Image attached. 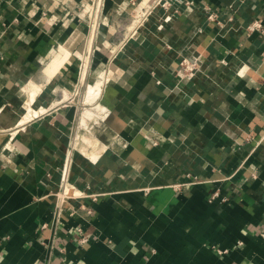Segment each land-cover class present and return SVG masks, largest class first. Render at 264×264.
Segmentation results:
<instances>
[{"label":"crops","instance_id":"1","mask_svg":"<svg viewBox=\"0 0 264 264\" xmlns=\"http://www.w3.org/2000/svg\"><path fill=\"white\" fill-rule=\"evenodd\" d=\"M89 1L0 0V264H264V33L245 27L264 0H106L91 64L113 67L110 141L71 169L97 199L56 222ZM31 82L46 110L19 126Z\"/></svg>","mask_w":264,"mask_h":264},{"label":"built area","instance_id":"2","mask_svg":"<svg viewBox=\"0 0 264 264\" xmlns=\"http://www.w3.org/2000/svg\"><path fill=\"white\" fill-rule=\"evenodd\" d=\"M183 3V0H177ZM194 3V0H184V4L189 6ZM106 0H90L89 1V14L86 18V25H87V36L88 41L91 36H95V40H97L99 36L100 29L103 25V18H104V10H105ZM162 6L164 8H169L172 6V3L170 0H166L162 3ZM232 7V6H231ZM227 10L226 12H221L216 9H213L210 6H204L202 7L204 11L207 14L208 20L216 22L217 24L221 26H225L224 19L222 16L225 15V20L227 21H233L234 20V11L233 9ZM232 12V13H230ZM171 17L168 16L166 19H170ZM246 30L249 32H263L264 33V22L263 20H254L253 22L248 23L246 26ZM94 44V43H93ZM88 47V42H87ZM93 45L89 49L88 47V56L91 61V55L95 53V50H93ZM81 60V58H80ZM82 61V60H81ZM81 66V65H80ZM196 68V64L190 63L188 60H182L179 66V71H177V74L182 79H188L190 80L193 77L194 71ZM154 144H158V142H154ZM70 151L72 148V145H70ZM72 158H73V152L70 155V152L68 153V157L66 159V162L62 168V174H61V181L58 192L55 194L56 202H55V209H54V216L56 222H59L64 215L66 208L72 209L71 214L73 215L75 212V204L76 201H81L86 198H92L94 200L97 199V195L90 194L85 190H82L78 188L74 183L71 181V169H72ZM197 182V181H196ZM79 209H87L88 212H92V210L87 207L84 203H80ZM77 232L80 235L79 241L83 243L88 242V238L83 235V228L79 227L77 228ZM221 254H225L228 252V250H220Z\"/></svg>","mask_w":264,"mask_h":264},{"label":"bare ground","instance_id":"3","mask_svg":"<svg viewBox=\"0 0 264 264\" xmlns=\"http://www.w3.org/2000/svg\"><path fill=\"white\" fill-rule=\"evenodd\" d=\"M94 39H95L94 35L90 37V39L88 41L89 49L92 47V45L94 43ZM84 62H85V66H84L85 73L82 76L83 80L87 76V73H86L87 67L86 66L90 67L91 61H90L89 56L84 57ZM84 62L82 65H84ZM88 70H89V68H88ZM111 70H113V67H112V69H110V71L105 72L102 75H100L94 84H88L87 85L85 102H88V104H91V105L97 104V101H98L100 95L102 94L103 87L106 83L107 77H110ZM40 91H41V87L36 85L35 83H32V82L30 85H28L27 89L24 91L23 94L26 98V103L28 104L29 109H28L26 115H24L23 119L20 121L19 126L25 125L29 120H31L32 118L37 116L40 112H44L46 110V108H42L40 110L33 108V103L35 102ZM95 108L97 111H94V112H93V110L91 111L92 117H90L91 114H88L87 116L89 118L85 117L84 118L85 120L81 124L82 128L85 129L86 131L84 132V134L80 137V139L78 141L74 142V144L72 142V144H71L72 145L71 153L74 151V149L75 150L79 149L80 153L84 157H86L88 160H90L91 162H94V163L98 162L100 160V158L103 156L104 152L106 151V149L108 147V143H107V141H103V140L98 139V136L92 130L89 129V125L94 122L92 120H94L95 118L100 120V121H98V123L99 122L102 123V121L105 120L109 114L107 112V108L104 107L103 105H101L100 103L95 105ZM85 111L87 112V110H85ZM98 111H99V114H98ZM3 135H5V134H2V136ZM1 140H2V138H1ZM130 161L132 164L136 163V161H134L133 158H131Z\"/></svg>","mask_w":264,"mask_h":264},{"label":"rangeland","instance_id":"4","mask_svg":"<svg viewBox=\"0 0 264 264\" xmlns=\"http://www.w3.org/2000/svg\"><path fill=\"white\" fill-rule=\"evenodd\" d=\"M87 42H88V36H87ZM98 42L99 39L97 38V40H95L94 44H93V50H95V53H93L91 55V61L94 58L96 51H97V47H98ZM88 49V47H86ZM85 48V52H82L81 55H79V66H78V86L76 87V89L74 90V92H72L71 96L70 95H65V97L63 98V100H68L66 102V104H70L71 106H73V108L76 110V123H75V130L74 133L72 135V142L74 144V142L78 141L80 139V137L84 134V132L86 131L85 129L82 128L81 124L82 122L85 120V117H88V114H91V111H97L95 108V105H97L98 103L101 104V95L97 101V104H88V102H85V97H86V90H87V85L88 84H94L96 82V80L98 79L99 75H100V71L102 72L103 70L101 68H94V66H92V62H90V67L86 66V73L87 76L85 77V79L83 80V74L85 73V62H84V57L88 56V50ZM81 58V60H80ZM84 62V65H82ZM81 65V66H80ZM89 68V70H88ZM105 69V68H103ZM84 70V71H83ZM88 71V72H87ZM86 75V74H85ZM82 77V78H81ZM109 77H107L108 79ZM107 81V80H106ZM102 105V104H101ZM94 108H93V107ZM87 110V112L85 111ZM90 110V111H89ZM99 114V111H98ZM90 117H92V114L90 115ZM89 118V117H88ZM92 119V118H91ZM93 123H91L89 125V129L92 130L97 136L98 139L103 140V141H107L109 142V129L106 128V123L108 121L103 120L102 124H100L101 122L98 123V121H100L99 119L95 118ZM115 140V139H114ZM114 143V141H113ZM80 146V145H79ZM112 146V145H111ZM72 150V148H71ZM110 152V149H109ZM71 154V151H70ZM82 156L83 155L80 153L79 149L73 151V156ZM84 158V157H83Z\"/></svg>","mask_w":264,"mask_h":264}]
</instances>
